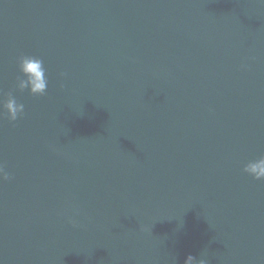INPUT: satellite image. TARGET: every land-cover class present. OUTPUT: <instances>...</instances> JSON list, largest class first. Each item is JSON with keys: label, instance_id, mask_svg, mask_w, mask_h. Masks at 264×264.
Segmentation results:
<instances>
[{"label": "water", "instance_id": "water-1", "mask_svg": "<svg viewBox=\"0 0 264 264\" xmlns=\"http://www.w3.org/2000/svg\"><path fill=\"white\" fill-rule=\"evenodd\" d=\"M261 155V0H0V264H264Z\"/></svg>", "mask_w": 264, "mask_h": 264}, {"label": "clouds", "instance_id": "clouds-1", "mask_svg": "<svg viewBox=\"0 0 264 264\" xmlns=\"http://www.w3.org/2000/svg\"><path fill=\"white\" fill-rule=\"evenodd\" d=\"M261 2L264 3V0H261ZM18 66L21 75L16 77V87L20 91L29 90L32 95H45L49 80L46 75L47 70L44 67V61L36 56L21 55ZM3 107L7 110L8 117L12 121H16L25 111V105L18 102L12 92L7 93V99L3 101ZM243 171L257 180H264V155L248 161L244 165ZM0 179H10V174L5 170L3 163H0ZM71 222L74 225L77 223L75 219H72ZM184 264H208V261L203 255L198 259L196 256L189 254Z\"/></svg>", "mask_w": 264, "mask_h": 264}]
</instances>
